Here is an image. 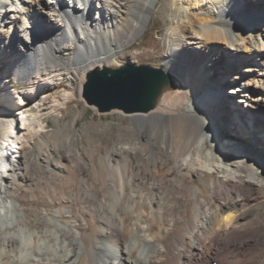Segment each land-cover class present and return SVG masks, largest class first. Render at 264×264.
<instances>
[{
	"label": "bare ground",
	"instance_id": "bare-ground-1",
	"mask_svg": "<svg viewBox=\"0 0 264 264\" xmlns=\"http://www.w3.org/2000/svg\"><path fill=\"white\" fill-rule=\"evenodd\" d=\"M0 2V64L34 86L22 96L0 78L7 111L0 113V264H264V154L249 143L264 147V0ZM157 9L167 21L163 67L181 79L183 95L164 109L130 115L134 128L100 168L110 171V190L98 198L90 178L57 179L51 171L52 192L60 190L50 196L55 210L38 215L34 230L30 222L20 226L24 209L17 214L7 197L16 177L39 181L31 143L50 134L34 109L43 116L51 105L61 121L71 99L84 102L88 69L124 61L128 50L129 63L146 54L130 49ZM71 50L73 58L61 57ZM219 74L222 85L214 81ZM64 78L68 86L60 88ZM230 84L241 100L227 101L225 133L213 121ZM53 133L60 144L64 131ZM66 138L69 149L48 157L65 159L60 172L86 176L77 131ZM196 179L212 201L183 206L184 197L197 198ZM16 187L12 195L30 201L51 193Z\"/></svg>",
	"mask_w": 264,
	"mask_h": 264
},
{
	"label": "rangeland",
	"instance_id": "rangeland-1",
	"mask_svg": "<svg viewBox=\"0 0 264 264\" xmlns=\"http://www.w3.org/2000/svg\"><path fill=\"white\" fill-rule=\"evenodd\" d=\"M1 1V0H0ZM1 4V2H0ZM2 6V5H0ZM255 14V10H251ZM2 12V8L0 7V13ZM166 19L160 14L159 10H155L152 19L150 20L146 31L142 39L137 41L134 46L130 49L131 52L138 51L139 53H146L141 57H138L135 60V64H150L152 66L163 67L164 65V54L166 52V47L162 40L163 34L166 31ZM261 29L260 32L264 35V18L261 20ZM185 29V27H184ZM61 52V57L69 60L73 58L76 54L75 50H71L70 53ZM264 63V56H261ZM121 60L124 62H132V59L128 52L122 54L120 56ZM253 66V65H252ZM8 68V63L0 64V78L6 76V80L8 83V87L10 90L15 89L20 95L25 96L27 90H31L33 84L27 81H18L16 80L12 72L7 73L6 70ZM214 79V78H213ZM210 80L208 84V88L212 89L214 87V81H217L221 84L222 75H218L216 79L213 81ZM67 79H63L60 83V88L68 86ZM237 86V85H236ZM235 85H227L223 92L219 94H226L224 101H219L215 108L214 113V121L213 123L222 131L226 133V129H228L230 124V115L228 114V105L227 101L230 103H235L236 101L241 100L239 96H236L234 93H229L231 88H236ZM217 87V86H216ZM200 96V93H197L193 96V99H196ZM226 101V102H225ZM77 104V110H73V106ZM66 114L62 118L61 121H58L54 118V115L51 113V105L47 107L46 113H43L41 116L40 110L34 109L35 114L40 118L42 123L46 126L47 130L50 131V134L46 138H36L31 143V156H32V167L37 172L39 176V181L31 179L28 175L24 178L23 174L14 179L16 185L12 186V193L9 194L10 197H7L9 200L15 202L16 208L15 212L18 214L19 211L24 209V213L26 214L24 217H18L20 222V226H24L30 222L32 225V230L36 229L37 223L39 220L40 214L51 213L55 209L52 207L50 196L59 195L52 192L53 187V177L49 176V173L53 171L59 175L56 176L57 179H81L83 177L90 178L95 181L94 185V194L99 198V191L101 189L110 190L112 187L109 186L106 188V183H112L113 179H111L110 171L104 170L101 173L102 164L105 162L106 155H108L109 150L114 146L115 141L118 138L126 139L127 135L130 133L131 127L134 128L133 120L131 116H126L120 113L113 114H97L92 108L88 107L84 102L76 103L71 99L70 103L67 105ZM7 112L5 107L0 103V113ZM114 124V128L112 130L103 131V127L106 124ZM206 124H204L202 131H204ZM61 128L64 131V137L61 139L62 141L59 144V141L55 139L54 131ZM76 130L77 131V147L81 152L82 159L87 166L86 176L81 174L79 175H67L58 170V165L63 166L66 165L65 159L60 160L58 157L49 156L48 152L54 154L55 151H64L68 150L69 147L65 145L67 133L69 131ZM215 130H217L215 128ZM66 138V139H65ZM252 146L257 147L264 154V147L259 142L255 143L254 141L249 142ZM68 147V148H67ZM104 161V162H103ZM30 167V168H32ZM32 171V170H30ZM104 174V176H103ZM59 176V177H58ZM29 177V178H28ZM66 177V178H65ZM71 178V179H70ZM38 181V182H37ZM47 182V183H44ZM196 183L200 187L197 191V198L190 200L187 196L182 199V205L185 206H196L197 208L203 207L202 205L206 204L208 201H212V198L209 194L208 188L201 183L199 179H196ZM24 187L30 191V195L38 196V194L42 191V189H47L51 193L46 194L43 197H38L33 200H27L19 195H12L15 192L16 186ZM41 196L43 193H40ZM7 195V196H9ZM196 202V203H195ZM216 262V261H215Z\"/></svg>",
	"mask_w": 264,
	"mask_h": 264
},
{
	"label": "water",
	"instance_id": "water-1",
	"mask_svg": "<svg viewBox=\"0 0 264 264\" xmlns=\"http://www.w3.org/2000/svg\"><path fill=\"white\" fill-rule=\"evenodd\" d=\"M184 89L181 79L164 67L115 61L86 71L82 97L97 114L130 116L164 109Z\"/></svg>",
	"mask_w": 264,
	"mask_h": 264
}]
</instances>
